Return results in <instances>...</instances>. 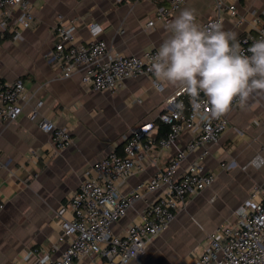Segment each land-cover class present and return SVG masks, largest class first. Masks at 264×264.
Listing matches in <instances>:
<instances>
[{"label": "crops", "instance_id": "0c3cea01", "mask_svg": "<svg viewBox=\"0 0 264 264\" xmlns=\"http://www.w3.org/2000/svg\"><path fill=\"white\" fill-rule=\"evenodd\" d=\"M30 1L36 15L34 25L17 41L9 33L0 34V80L23 79L30 95L16 120H0V264H35L39 254L51 260L59 257L69 241L60 237L56 211L79 187L84 169L112 150L122 153L124 136L142 123H158L167 99L181 89L158 90L152 77L141 74L127 79L124 87L112 94L86 89L80 71L59 77L52 56L58 15L65 21L75 19L77 42L93 38L88 23L95 21L103 27L100 37L112 51L140 55L159 48L169 35L165 26L181 10L195 9L201 26L216 14V0H186L173 12L167 0ZM232 6L235 16L229 11ZM222 7L221 25L225 31L235 32L238 40L262 26L264 0H222ZM160 9L168 11V19ZM153 18L152 31H145V24ZM39 101L43 102L40 117L70 128L72 142L67 147L56 149L52 135L42 130L37 120H30L29 113ZM226 115L230 125L204 159L206 170L215 173V181L188 197L169 227L155 235L146 253L129 264H196L207 232L234 223L250 208L252 187L264 184V163L248 164L257 154L264 158V99H253L243 109L233 106ZM191 138L186 131L178 144L183 147ZM176 152L174 147L148 155L122 189L128 191L149 178ZM198 154L190 152L177 173L183 174ZM160 192L137 199L114 223V233L124 234L129 225L140 221L147 204ZM29 251L35 255L27 259ZM104 262L105 258L94 252L74 260V264Z\"/></svg>", "mask_w": 264, "mask_h": 264}, {"label": "built area", "instance_id": "2783aa9c", "mask_svg": "<svg viewBox=\"0 0 264 264\" xmlns=\"http://www.w3.org/2000/svg\"><path fill=\"white\" fill-rule=\"evenodd\" d=\"M167 1L171 12L186 3V0ZM215 8L216 14L208 18L202 27L212 23L221 24L222 0H216ZM229 11L231 15H236L234 6ZM160 12L168 19V11L160 9ZM35 21V10L30 0H0L2 36L9 33L17 41ZM155 22L154 18L148 20L144 30L152 31ZM96 25L101 26L95 21L88 23L93 36L89 42H77L75 19L65 21L62 15H58L54 25L57 42L52 56L59 77L67 78L80 71L81 83L86 89L115 94L124 87L127 79L145 74L152 77L156 89H164L157 86L151 71L150 61L158 48L140 55L112 51L100 37L103 27L98 34L94 32ZM258 39H264V19L255 32H245L238 41L247 54V49ZM29 99L23 79L0 80V120H16ZM205 100L202 93L199 100H194L181 88L167 99L159 115V120L168 125L165 134L159 135V124L156 122L142 123L124 136L122 153L112 150L86 167L79 187L56 211L60 221V237H68L69 246L54 260L39 254L35 264H74L75 259L92 252L105 258L101 264H129L143 256L148 242L169 227L180 205L216 179L214 172L206 170L204 159L210 154V147L219 142L230 121L226 114L212 116L205 107ZM42 103L39 101L32 108L30 120H37L39 127L52 135L56 149L67 147L72 142L70 128L59 126L46 116L40 117ZM186 131L191 133L192 138L182 147L178 141ZM174 147L177 152L165 167H160L134 188L128 191L122 189V185L134 174V168L142 167L148 155ZM193 151H199L198 157L179 175L178 168ZM263 163L264 158L257 154L248 164L261 166ZM157 190L161 192L147 204L140 221L129 225L124 234L114 233V223L127 213L132 204ZM249 201L250 208L241 212L234 223L207 232L205 247L196 264H264V184L252 187ZM2 206L0 203V208ZM34 255V251H29L26 258Z\"/></svg>", "mask_w": 264, "mask_h": 264}, {"label": "clouds", "instance_id": "9594fccd", "mask_svg": "<svg viewBox=\"0 0 264 264\" xmlns=\"http://www.w3.org/2000/svg\"><path fill=\"white\" fill-rule=\"evenodd\" d=\"M165 27L169 35L150 61L158 87L182 88L194 100L202 93L214 117L264 99V39L245 54L235 32L220 23L202 27L192 8L181 10ZM100 31L94 26L95 33Z\"/></svg>", "mask_w": 264, "mask_h": 264}, {"label": "trees", "instance_id": "16d2710c", "mask_svg": "<svg viewBox=\"0 0 264 264\" xmlns=\"http://www.w3.org/2000/svg\"><path fill=\"white\" fill-rule=\"evenodd\" d=\"M159 122V135H163L168 131V125L164 124L163 122H161L160 120H158Z\"/></svg>", "mask_w": 264, "mask_h": 264}]
</instances>
